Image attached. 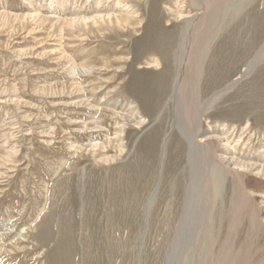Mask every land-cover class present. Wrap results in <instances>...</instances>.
Returning a JSON list of instances; mask_svg holds the SVG:
<instances>
[{
    "label": "rangeland",
    "instance_id": "1",
    "mask_svg": "<svg viewBox=\"0 0 264 264\" xmlns=\"http://www.w3.org/2000/svg\"><path fill=\"white\" fill-rule=\"evenodd\" d=\"M205 1L0 0V264H179L183 260L188 245L174 233L183 210L185 186L190 182V164L186 159L188 143L182 139L175 99L170 92L182 53V32L186 31L183 20L204 15ZM219 1L225 2L226 10L212 37L214 42L211 40L204 50L203 68L200 65L196 83L197 103L203 110L199 118L201 132L215 136L226 132L229 144L215 140L217 152L228 149L233 155L239 153L243 158H258L264 163V120L260 118L264 116V0ZM71 10H79L86 17L109 11L110 15L124 16L129 24L100 23V31L95 32L91 22L89 31L78 27L66 30L61 28V22H53L54 16ZM33 12L38 16H32ZM42 16H49L46 24L40 22ZM215 62L217 66L213 65ZM206 73L214 74L209 78ZM55 86H64V92H69L71 86L81 89L74 94L51 96L42 90ZM108 92L112 94L109 96ZM131 105L137 107L134 115L142 121L139 124L124 117ZM255 110H260L261 115ZM84 120L91 125L84 127ZM96 122L99 123L95 125ZM106 134L114 142L106 144ZM96 140L102 144L93 150L90 144ZM179 176L181 180H177ZM263 182L264 176L258 174L245 179L253 194L249 205L254 213V229L246 238L249 218L241 208L234 243L227 247L229 264H264ZM223 185L222 201L216 202L215 213L217 207L224 210L228 207L225 203L229 204L232 188L228 178ZM158 193L161 199H157ZM223 210L214 213L215 219ZM224 219L223 216L224 225L220 228L216 230L214 226V236L218 232L215 238L219 240L211 250L213 262L226 233ZM158 235L160 241L155 239ZM249 238L253 240L250 242Z\"/></svg>",
    "mask_w": 264,
    "mask_h": 264
},
{
    "label": "bare ground",
    "instance_id": "2",
    "mask_svg": "<svg viewBox=\"0 0 264 264\" xmlns=\"http://www.w3.org/2000/svg\"><path fill=\"white\" fill-rule=\"evenodd\" d=\"M64 1V0H62ZM181 1V0H180ZM56 2V0H55ZM215 3V4H214ZM119 4V1L117 2V5ZM203 6H205L203 9L205 12V14L203 15H195V16H191V17H187L186 19L183 20V25H184V28H185V33L182 32V37H181V44H179L182 48V53L179 57V65H178V71L175 72L176 73V77L173 78L174 81H173V86H172V92L171 93V96L175 99V105H176V111H177V114H178V119L176 118V120L180 122V131L181 133H183V136L184 138L182 139H185L186 142L188 143L187 145V148L188 150L186 151L187 152V161H189V164H190V173L188 175H190V182L187 183V186H185V194H184V200H183V207H181V203L179 204V206L181 208H183L182 210V213H181V216L179 218V222L177 224V227L175 226L177 229H176V234L177 238L180 239L182 242L185 240L188 245L187 247V252L186 254H182L181 257L184 255L183 257V260H181L182 264H229L228 263V253L227 251H229V248H227L228 246H231L234 242H233V239L234 237L236 236L235 233H236V230H237V227H238V224H239V217H240V211L242 210L241 208L244 207V213L246 212L247 214V218H249V227H248V232L246 233V238L247 237H251V232L253 231L254 229V225L252 223V219H253V216H254V213H253V209L251 208V205L250 202H251V198H252V193L249 192L247 188H249L250 186L247 185L245 183V179L246 178H250L251 176H253V174H258L260 176H264V163L261 162L260 159H255V160H252V158H243L242 155H238L239 153L237 154H232V152H230L228 149L227 150H221L220 152H217L216 150V146H215V140L218 141V142H223V144H229V141H228V138L226 137V132L225 133H220V134H216V136L214 134H209V133H202L201 132V121H200V115H201V112L203 111L202 108L200 107V105H198L197 103V99H196V83H197V78L199 77V67H201V61H202V57L204 55V50L206 49L207 45L210 44L211 40H212V37L214 36L215 32H216V27H217V24L219 22V19H221V17L223 16V12L226 10L224 9L226 7V4L225 2L223 1H217V0H206L205 3L203 2ZM215 5V6H214ZM232 5V4H231ZM198 6V4H197ZM214 6V7H213ZM117 8V7H116ZM199 8V7H198ZM206 9V10H205ZM122 10V9H121ZM197 11V10H196ZM107 12V11H106ZM105 12V13H106ZM109 12V11H108ZM107 12V13H108ZM208 12V13H207ZM103 13V12H102ZM104 13V15L101 14V12L98 11V14L96 16H91V17H86V15H84L83 13H81V11L79 10H71L69 12H65V11H62L61 12V16L59 17H56L54 16V21L55 23H60L61 25V28L63 29H68V28H83L85 30H88L89 31V27H88V23L91 22L92 23V28L95 32H99L100 31V23L102 24H112V21H114L115 25L116 26H119V24L121 25L123 23V25L125 24V22H128L127 18H125L124 16L122 15H110V13H108L107 15ZM129 13V12H128ZM131 13V12H130ZM129 13V14H130ZM190 13V12H189ZM32 16H38V14L36 12H33L31 13ZM1 15H2V12H1ZM124 15V14H123ZM181 15V14H180ZM131 16V15H129ZM179 16V15H178ZM177 16V17H178ZM23 17V16H21ZM49 16H42L40 18V22H44L46 24V20ZM185 17V16H184ZM215 17V18H214ZM27 18V17H26ZM50 19V18H49ZM214 19V20H213ZM34 20V19H33ZM26 22V21H25ZM39 22V21H38ZM203 22L202 24V27H201V23ZM23 23V22H22ZM52 23V22H51ZM126 23V24H127ZM230 24V23H229ZM39 25V23H38ZM57 26V25H56ZM114 26V27H116ZM127 27V26H126ZM227 27V26H226ZM225 27V28H226ZM53 28V27H52ZM182 29V28H181ZM219 29V27H218ZM181 34V33H179ZM101 36V35H100ZM217 36V35H215ZM53 37V35H52ZM150 37V36H149ZM179 38V37H178ZM216 38V37H215ZM149 39V38H148ZM180 39V38H179ZM252 40V39H250ZM255 40V39H254ZM143 41V40H142ZM159 41V40H158ZM177 41V39H176ZM213 41V40H212ZM239 41V40H238ZM214 42V41H213ZM88 43V42H87ZM178 43V42H177ZM249 44V42H247ZM251 43V42H250ZM81 44V43H80ZM85 44V43H84ZM101 43L99 42L98 45H100ZM103 44V43H102ZM102 44L100 46H102ZM252 44V43H251ZM96 44V46H98ZM105 45V43H104ZM238 45H239V42H238ZM241 45V44H240ZM253 45V44H252ZM86 46V45H85ZM244 46V45H243ZM243 46H242V50H243ZM246 46V45H245ZM94 47V46H93ZM178 47V46H177ZM214 47V46H213ZM249 47H251L249 45ZM87 48V47H86ZM85 48V49H86ZM91 48V47H90ZM101 48V47H100ZM104 48V46H103ZM237 48V47H236ZM246 48V47H245ZM95 49V48H94ZM250 49V48H249ZM84 50V49H83ZM87 50V49H86ZM99 50V49H98ZM241 50V51H242ZM95 51V50H94ZM233 51H235V49H233ZM240 51V52H241ZM242 52H245V51H242ZM89 53H92V52H89ZM98 53V52H97ZM211 53V52H210ZM10 54V53H9ZM87 54V53H86ZM93 54V53H92ZM105 53H103V56ZM101 55V54H100ZM129 55V54H128ZM214 55V54H213ZM90 56V54H89ZM98 56V55H97ZM179 56V55H178ZM209 56V55H208ZM210 57V56H209ZM94 58V57H93ZM101 58V57H100ZM177 58V57H176ZM207 58V57H206ZM213 58V57H212ZM105 59V58H103ZM107 59V58H106ZM171 59V58H170ZM173 59V57H172ZM211 59V57H210ZM96 60V59H95ZM120 60V59H118ZM177 59H175V62H176ZM98 61V60H97ZM90 62V61H89ZM103 62V61H102ZM153 62V61H152ZM161 62V61H160ZM171 62V61H170ZM173 62V64L175 63ZM206 62V61H205ZM211 62H214V61H211ZM81 63V62H80ZM101 63V61H100ZM207 63V62H206ZM82 64V63H81ZM85 64V63H84ZM95 64V63H94ZM148 64V63H147ZM154 64L157 66L158 65V61H154ZM161 64V63H160ZM208 64V63H207ZM212 64V63H210ZM216 65V62L213 63V65ZM83 65V64H82ZM96 65V64H95ZM105 65V64H104ZM108 65V64H107ZM176 66V63L174 64ZM201 65V66H200ZM81 66V65H80ZM86 66V65H84ZM83 66V67H84ZM88 66V65H87ZM91 66V64H90ZM102 66V65H101ZM210 66V65H208ZM207 66V67H208ZM212 66V65H211ZM217 66V65H216ZM96 67V66H94ZM106 67V66H105ZM172 67V66H171ZM206 67V66H205ZM102 68V67H101ZM203 68V66H202ZM212 68V67H211ZM92 69V68H91ZM174 69V66L173 68ZM205 69L207 68H204V72ZM210 69V68H209ZM167 70V69H166ZM175 70V69H174ZM173 70H171V73H172ZM145 72V71H144ZM209 72V71H208ZM174 73V72H173ZM172 73V74H173ZM217 73V71H216ZM115 74V73H114ZM169 74V73H167ZM171 74V75H172ZM207 74V73H206ZM214 73H209V75H212ZM225 74V73H224ZM170 75V74H169ZM170 75V76H171ZM208 75V74H207ZM208 75V77H209ZM216 75V74H215ZM218 76H220L219 74H217ZM223 75V74H222ZM164 76V75H163ZM201 76V75H200ZM202 76H205V74H202ZM227 76V75H226ZM168 77V76H167ZM207 77V78H208ZM217 77V76H215ZM214 77V78H215ZM55 78V77H54ZM132 78V77H131ZM137 77H135L136 79ZM210 78V77H209ZM213 78V77H212ZM81 79V78H80ZM134 79V78H132ZM168 81L170 80L169 78H167ZM203 79V78H202ZM206 79V78H205ZM161 80V78H160ZM220 80V79H219ZM223 80V79H222ZM92 81V80H91ZM95 81V80H94ZM209 81V80H208ZM128 82V81H127ZM131 82V80H130ZM135 82V80H134ZM139 82V81H138ZM164 82V81H163ZM171 82V81H170ZM215 82V80H214ZM213 82V83H214ZM140 83V82H139ZM138 83V84H139ZM172 83V82H171ZM220 83V82H219ZM56 84V83H55ZM54 84V85H55ZM84 84V83H83ZM147 84V82H146ZM163 84V83H162ZM170 84V83H169ZM208 84V83H207ZM210 84V83H209ZM208 84V85H209ZM217 85H219L218 83H216ZM121 85V84H120ZM155 85V84H153ZM202 85V84H201ZM204 85V84H203ZM208 85H205V87ZM216 85V86H217ZM45 86V85H44ZM53 86V85H52ZM70 86V85H69ZM74 86V85H73ZM71 86L70 87V91L69 92H64L65 91V87L64 86H55V87H51V88H43L42 90L44 91V93H47L48 96L50 95H59V94H69V93H77L80 91V89L76 88V87H73ZM97 86V85H96ZM142 86V85H140ZM159 86V85H158ZM156 86V87H158ZM169 86V85H168ZM211 86V85H209ZM34 87V86H33ZM37 87V86H36ZM35 87V88H36ZM61 87V88H60ZM149 87V86H148ZM161 86H159L158 88L160 89ZM171 87V86H170ZM204 87V88H205ZM206 87V88H207ZM60 88V89H58ZM94 88V87H93ZM143 88V87H141ZM158 88H156V90H158ZM91 89V88H90ZM149 89V88H148ZM151 89V87H150ZM168 89V88H166ZM171 89V88H170ZM169 89V90H170ZM212 89V88H211ZM33 90H35L33 88ZM40 91V88L37 89ZM93 90V89H92ZM95 90V89H94ZM115 90V89H114ZM117 90V89H116ZM141 90V89H140ZM146 90V89H144ZM155 90V89H153ZM168 90V91H169ZM207 90V89H206ZM38 91V92H39ZM67 91V90H66ZM102 91V90H101ZM107 91V90H106ZM119 91V90H118ZM143 91V90H142ZM167 91V90H166ZM203 91V89H202ZM209 91V90H208ZM214 91V90H213ZM250 91V90H249ZM36 92V90L34 91ZM115 92V91H114ZM157 92V91H156ZM159 92V91H158ZM210 92V91H209ZM208 92V93H209ZM248 92V91H247ZM246 92V93H247ZM254 92V91H253ZM1 93V91H0ZM5 93V92H4ZM110 93L112 94V92H108L109 96H110ZM169 93V94H170ZM212 93V92H211ZM215 93H217L215 91ZM214 93V94H215ZM252 93V92H251ZM256 93V92H255ZM2 94V93H1ZM106 94V93H105ZM149 94V93H148ZM159 94H161V92H159ZM157 94V96L159 95ZM257 94V93H256ZM255 94V95H256ZM104 95V94H103ZM119 95V94H118ZM142 95V94H141ZM144 95V94H143ZM147 95V94H146ZM200 95V94H198ZM202 95V94H201ZM200 95V96H201ZM248 95V94H247ZM252 95L254 96V93H252ZM258 95V94H257ZM112 96V95H111ZM150 96V95H149ZM147 95V97H149ZM156 96V98H157ZM208 96V95H206ZM214 96V95H213ZM104 97V96H103ZM106 97V96H105ZM115 97V95H114ZM120 97V96H119ZM171 97V99H172ZM209 97V96H208ZM211 97V96H210ZM218 97V96H217ZM249 97V96H248ZM257 96H255V99H256ZM262 97V96H261ZM260 97V98H261ZM109 98V97H107ZM111 98V97H110ZM137 98V97H136ZM161 98L158 96V99ZM245 98V97H244ZM259 98V97H258ZM144 99V98H143ZM151 99V98H150ZM173 99V100H174ZM200 99V98H199ZM262 99V98H261ZM83 101H85V99H82ZM94 100V99H93ZM152 100V99H151ZM150 100V101H151ZM157 100V99H156ZM204 100V99H203ZM264 100V98L262 99ZM104 101V100H102ZM111 101V100H110ZM109 101V102H110ZM114 101V100H113ZM116 101V100H115ZM114 101V102H115ZM119 101V100H118ZM125 101V100H124ZM132 101V100H131ZM129 101V102H131ZM159 103L160 100H157ZM257 101V100H256ZM106 102V100H105ZM123 102V101H122ZM128 102V103H129ZM153 102V101H152ZM200 102V101H199ZM204 102V101H203ZM201 102V103H203ZM212 102V101H211ZM261 102V101H260ZM104 103V102H103ZM107 103V102H106ZM112 103V102H111ZM117 103V101H116ZM138 103V102H137ZM206 103V102H205ZM243 103V102H242ZM255 103V101H254ZM257 103H259V101H257ZM49 104V103H48ZM90 104V103H89ZM113 104V103H112ZM121 104V103H120ZM119 104V105H120ZM124 104V103H123ZM204 104V103H203ZM249 104V103H248ZM105 105V104H104ZM103 105V106H104ZM135 105V104H133ZM230 105V104H229ZM250 105V104H249ZM261 105V104H260ZM102 105H98V107ZM108 106V105H107ZM114 106V105H112ZM129 106V105H128ZM132 106V105H131ZM145 106V105H144ZM125 107V106H124ZM130 107V106H129ZM140 107V106H139ZM238 107V106H236ZM100 108V107H99ZM108 108V107H107ZM128 108V107H127ZM137 107L136 106H132L131 107V111L124 114V117L127 119L128 118H133L135 120V122L137 124L141 123L142 121H138V119H136L135 115H134V111ZM209 108V107H208ZM255 108V107H254ZM110 109V108H109ZM114 109V107H113ZM120 109V108H119ZM210 109V108H209ZM237 109V108H236ZM253 109V108H252ZM259 109V108H257ZM261 109V108H260ZM137 110V109H136ZM238 110V109H237ZM126 111V110H125ZM257 112H261L260 110H255ZM100 112V111H99ZM262 112H264V110H262ZM123 113V112H122ZM257 113H255L254 115H256ZM123 115V114H122ZM247 115V114H246ZM252 115V114H251ZM261 115V113H260ZM259 116V115H258ZM263 115H261V119L262 121L264 120ZM110 117V116H109ZM258 117V118H259ZM81 118V117H80ZM87 118V117H86ZM92 118V117H91ZM95 118V117H94ZM203 118V117H202ZM242 118V117H241ZM240 118V119H241ZM252 118H255L254 116H252ZM257 118V117H256ZM259 118V120H260ZM113 119V118H112ZM141 119V118H140ZM243 119V118H242ZM93 120V119H92ZM118 119L116 118L115 121H117ZM123 120V119H122ZM142 120V119H141ZM202 120V119H201ZM239 120V117L238 119ZM254 120V119H253ZM80 121V120H79ZM82 121V120H81ZM85 121V120H84ZM94 121V120H93ZM130 121V119H129ZM75 122V121H73ZM95 122V121H94ZM110 122V121H109ZM264 122V121H263ZM97 123L99 122H96L95 125H97ZM123 123V122H122ZM121 123V124H122ZM135 123V125H136ZM261 123V121H260ZM84 124V127H89V124L90 123H87L86 121L83 122ZM93 124V123H92ZM255 124V123H254ZM91 125V124H90ZM113 125V124H112ZM117 125V124H116ZM50 126V125H49ZM82 126V125H81ZM109 126V125H108ZM121 126V125H120ZM254 126V125H253ZM256 126V125H255ZM79 127V126H77ZM83 127V128H84ZM258 127V125H257ZM262 127V126H261ZM97 128V126H96ZM100 128V127H99ZM214 128V127H213ZM80 129V128H79ZM177 129V128H176ZM212 129V128H211ZM217 129V128H216ZM256 129V128H255ZM264 129V127H263ZM49 130V129H48ZM46 130V131H48ZM82 130V129H80ZM84 130V129H83ZM117 130V129H116ZM121 130V129H120ZM215 130V128L213 129ZM212 130V131H213ZM242 130H244L242 128ZM124 131V130H123ZM64 132V131H63ZM62 132V133H63ZM87 132V131H86ZM61 133V134H62ZM65 133V132H64ZM97 133V132H96ZM116 133V132H114ZM180 133V132H179ZM231 133V132H230ZM247 133V132H246ZM252 133V132H251ZM67 134V133H66ZM47 135V134H45ZM114 135V134H113ZM119 135V134H118ZM250 135V134H249ZM100 136V135H99ZM215 136V137H214ZM232 136V134H231ZM230 136V137H231ZM247 136V135H246ZM106 137H107V134H106ZM112 137V136H111ZM181 137V136H180ZM249 137V136H248ZM247 137V138H248ZM114 138V137H113ZM173 138L175 139V137L173 136ZM173 138H170V140ZM215 138V139H213ZM241 138V137H240ZM253 138V137H252ZM259 138V137H258ZM123 139V138H122ZM181 139V138H180ZM251 139V138H249ZM260 140L262 139L261 137L259 138ZM258 139V140H259ZM90 140V138H89ZM105 143H111L114 142L112 141L110 138H106L105 139ZM171 140V141H172ZM178 140V139H177ZM174 141V142H178V141ZM213 140V141H212ZM257 140V139H256ZM257 140V142H258ZM47 141V140H46ZM91 141V140H90ZM182 141V140H181ZM170 142V141H169ZM174 142L172 144V146L174 145ZM184 142V141H183ZM238 142V141H237ZM236 142V143H237ZM248 141H246L247 143ZM251 142V141H250ZM262 142V141H261ZM67 143V142H65ZM100 143L102 144V141L101 142H98L97 140L95 142H92L90 144V147H92V149L94 150L95 148H97ZM104 143V142H103ZM185 143V142H184ZM217 143V142H216ZM46 144V143H45ZM72 143H70L71 145ZM115 144V143H114ZM183 144V143H182ZM47 145V144H46ZM105 145V144H103ZM170 145V144H169ZM186 145V144H184ZM72 146H74L72 144ZM107 146V145H105ZM111 146V145H109ZM113 146V145H112ZM117 145H115L116 147ZM182 146V145H180ZM223 146V145H222ZM252 146V145H250ZM260 146V145H259ZM71 147V146H70ZM76 147V146H75ZM78 147V145H77ZM87 147V146H86ZM85 147V148H86ZM69 148V147H67ZM80 149V147H78ZM117 148V147H116ZM120 148V147H119ZM184 148H186L184 146ZM247 148V147H246ZM257 148V147H256ZM89 149V148H88ZM113 149V147H112ZM123 149V148H122ZM121 149V151H122ZM219 149V148H218ZM120 151V149H117ZM160 150V149H158ZM184 150V149H183ZM258 150V149H257ZM263 150V149H262ZM116 151V149H115ZM171 151V150H170ZM236 151V150H235ZM261 151V150H260ZM260 151H258L260 153ZM264 151V150H263ZM262 151V152H263ZM92 152V151H91ZM99 152V151H98ZM159 152V151H158ZM157 152V153H158ZM234 152V151H233ZM243 152V151H241ZM254 152V151H253ZM257 152V151H256ZM14 153V152H13ZM117 153V152H116ZM115 153V154H116ZM172 153V152H171ZM181 153V152H180ZM235 153V152H234ZM242 154V153H241ZM244 154V153H243ZM258 154V153H256ZM255 154V156H256ZM93 155V154H92ZM250 155V153H249ZM254 155V154H253ZM114 156V155H113ZM117 156V155H116ZM176 156V154H175ZM101 157V155H100ZM168 157V156H167ZM245 157V156H244ZM254 157V156H253ZM258 157V156H257ZM175 158V157H174ZM96 159V158H95ZM112 159V158H111ZM110 159V161H111ZM185 159V160H186ZM103 160V159H102ZM169 160V159H168ZM167 160V161H168ZM173 161V159L171 160V162ZM7 162V161H6ZM98 162V161H97ZM104 163V162H103ZM167 163V162H166ZM165 163V164H166ZM106 164V163H105ZM178 164V162H177ZM155 166V165H154ZM153 166V167H154ZM165 167V166H164ZM175 167V166H174ZM177 167V165H176ZM181 167V166H180ZM189 168V167H188ZM157 169V168H155ZM178 170V169H177ZM189 170V169H187ZM144 171V170H143ZM176 171V170H175ZM159 172V171H158ZM179 172V171H178ZM175 173V172H174ZM183 172H181L182 174ZM151 174H153V172H151ZM162 174V173H161ZM178 174V173H177ZM141 175V174H140ZM148 175V174H147ZM146 175V176H147ZM150 175V174H149ZM154 175V174H153ZM156 175V174H155ZM154 175V176H155ZM166 175H167V172H166ZM180 175V174H178ZM151 176V175H150ZM153 176V177H154ZM170 176V174H169ZM177 176V175H176ZM184 176V175H182ZM141 177V176H140ZM152 177V176H151ZM156 177V176H155ZM161 177V176H160ZM159 177V178H160ZM165 177V176H164ZM173 177V176H172ZM178 177V176H177ZM176 177V178H177ZM181 176H179V179L177 180H181L180 179ZM258 177V176H257ZM166 178H171V177H166ZM226 178L229 179L230 183H231V187L232 190H231V196L229 198V204H226L225 205H228V207L226 209H221V211L223 210L224 213H221V216L218 215L216 216V219H215V215H214V211H215V204H217L216 202L220 199V195L223 191V184L226 180ZM253 178V177H252ZM255 178V177H254ZM261 178V177H260ZM146 179V178H145ZM152 179H155V178H152ZM151 179V180H152ZM144 180V179H143ZM175 179H173L172 182L176 183V181H174ZM184 180V179H183ZM253 180V179H252ZM256 180V178H255ZM128 181V180H127ZM149 180H147V183H148ZM163 181V179H162ZM166 181V179H165ZM186 181V180H185ZM261 181V180H260ZM151 182V181H150ZM257 182V180H256ZM146 183V182H145ZM165 183V182H164ZM167 183V181H166ZM183 183V182H181ZM259 183V182H258ZM264 183V182H263ZM104 185V184H103ZM117 186V184H115ZM160 185V183H159ZM158 185V187H159ZM163 185V184H162ZM175 185H178V183H176ZM259 185V184H258ZM262 185V184H261ZM105 186V185H104ZM142 186V185H141ZM151 186V184L149 185ZM164 186V185H163ZM169 186V185H168ZM226 186V184H225ZM147 187V186H146ZM170 187V186H169ZM184 187V185H183ZM182 187V188H183ZM104 188V187H103ZM125 188V186H124ZM141 188H144L143 186ZM168 188V187H167ZM172 188V187H171ZM170 188V190H171ZM177 188V187H176ZM179 188V187H178ZM106 189V188H104ZM160 189L162 190V187H160ZM174 189V188H173ZM181 188L178 189V193L180 192ZM184 189V188H183ZM251 189V188H250ZM135 190V189H133ZM165 190V189H164ZM117 191V190H116ZM115 191V193L117 194V192ZM141 191V189H140ZM139 191V192H140ZM147 191V189H146ZM145 191V192H146ZM168 191V190H166ZM177 191V190H176ZM229 191V189H228ZM257 191V190H256ZM120 192V191H119ZM132 193H134L133 191H131ZM138 192V193H139ZM143 192V191H142ZM149 192V191H148ZM172 192V191H170ZM226 192V191H225ZM99 193V192H98ZM136 193V194H138ZM160 193V192H159ZM159 193H158V196H159ZM229 193V194H230ZM255 193V192H254ZM258 193V192H257ZM128 194H129V188H128ZM144 194V193H143ZM147 194V193H145ZM174 194V192H173ZM252 194V195H251ZM262 194V193H261ZM99 195V194H98ZM149 195V194H148ZM166 195H168V193H166ZM176 195V194H175ZM182 195V194H181ZM180 195V196H181ZM255 195V194H254ZM102 196V195H101ZM122 196V195H121ZM134 196V194H133ZM138 196V195H137ZM144 196V195H143ZM155 196V195H154ZM157 196V195H156ZM169 196V195H168ZM167 196V197H168ZM173 196V195H172ZM178 196V198L180 199L181 197ZM222 196V195H221ZM227 196V194H226ZM262 196V195H261ZM116 197V196H115ZM161 196L157 197L160 198ZM170 197V196H169ZM254 197V196H253ZM114 198V197H113ZM123 198V197H122ZM136 198V197H135ZM144 198V197H142ZM146 198H149V197H146ZM163 198H164V195H163ZM228 198V196H227ZM117 199V198H116ZM134 199V198H132ZM139 199V197H138ZM156 199V200H157ZM161 199V198H160ZM159 199V200H160ZM165 201H166V198H164ZM177 199V198H176ZM176 199L174 198V200L176 201ZM182 199V198H181ZM112 200V198H111ZM122 200L121 199V203H122ZM135 200V199H134ZM143 200V199H141ZM147 200V199H146ZM152 200V199H151ZM150 200V201H151ZM155 200V199H153ZM173 200V202H174ZM113 201V200H112ZM116 201V200H115ZM126 201V199H125ZM132 201V200H130ZM168 201V200H167ZM181 200H179L180 202ZM220 201H222L220 199ZM111 202V201H110ZM134 202V201H132ZM136 203H138L137 201H135ZM143 202V201H142ZM148 202V201H147ZM155 202V201H154ZM157 202V201H156ZM155 202V203H156ZM162 202V201H160ZM178 202V200H177ZM224 202V201H223ZM30 203V202H29ZM105 203V202H104ZM103 203V204H104ZM117 203V202H115ZM146 203V202H145ZM165 203V202H164ZM168 202H166L165 204L167 205ZM257 203V202H256ZM113 204V203H112ZM132 204V203H130ZM142 204V203H141ZM157 204V203H156ZM155 204V205H156ZM159 204V203H158ZM169 204V203H168ZM171 204V203H170ZM220 204V202H219ZM154 205V204H152ZM176 205V203L174 204ZM218 205V204H217ZM221 205V204H220ZM122 206V205H121ZM131 206V205H130ZM135 206V205H134ZM134 206H132L134 208ZM158 206V205H157ZM150 207V206H149ZM161 207V205H160ZM159 207V208H160ZM173 208H177L176 206L174 207L172 205ZM172 207L170 208L172 210ZM246 207V208H245ZM253 207V206H252ZM137 208V207H136ZM141 208V207H140ZM158 208V209H159ZM135 209V208H134ZM133 209V210H134ZM149 209V208H148ZM155 209L153 206H152V210ZM161 209V208H160ZM174 209V211H172V216H173V212H175L176 210ZM179 209V208H178ZM220 209H218L217 207V210H216V213L220 211ZM131 210V208H130ZM151 210V211H152ZM164 210V209H163ZM169 210V209H168ZM148 211V210H146ZM150 211V212H151ZM154 211V210H153ZM166 211V210H165ZM170 211V210H169ZM180 211V210H179ZM220 211V212H221ZM134 212V211H132ZM137 212V210H136ZM141 212H143L141 210ZM162 212V211H161ZM171 212V211H170ZM163 213V212H162ZM177 213V212H176ZM179 213V214H180ZM215 213V214H216ZM243 213V215H244ZM138 214V212H137ZM140 214V213H139ZM144 214V212L142 213ZM150 214V213H149ZM154 214V213H153ZM161 214V213H160ZM218 214V213H217ZM220 214V213H219ZM222 214L223 216L225 217V219H227V222H226V233L225 235L223 236V240H222V243L221 244V251L218 253V257H217V260L216 262H213L212 261V248L213 245L218 242V240L215 238V236L219 235V233L217 232V234L214 236V231L215 229L217 230V228H220L221 225L224 223V221H222ZM131 215V213H130ZM132 215H134L132 213ZM146 215V214H145ZM175 215H178V214H174ZM163 216V215H162ZM242 216V215H241ZM259 216V215H258ZM258 216H257V219H258ZM143 217H145L143 215ZM177 217V216H175ZM173 217V218H175ZM245 217V216H244ZM135 218H136V214H135ZM146 218V217H145ZM162 218V217H161ZM160 218V219H161ZM171 218V217H170ZM134 219V218H133ZM132 219V220H133ZM143 219V218H142ZM150 219H152L150 217ZM154 219V218H153ZM157 219V218H156ZM224 219V220H225ZM148 220V219H146ZM146 220L144 222H146ZM155 220V219H154ZM162 220V219H161ZM150 221V220H149ZM159 221V220H158ZM258 221V220H257ZM133 222V221H132ZM152 222V221H151ZM156 222V221H155ZM162 222V221H161ZM171 222V221H170ZM174 222V220H173ZM176 222V221H175ZM223 222V223H222ZM245 222V221H244ZM153 223V222H152ZM160 223V222H159ZM246 223V222H245ZM258 223V222H257ZM16 224V223H15ZM148 224V223H147ZM166 224V223H165ZM130 225V224H128ZM224 225V224H223ZM240 225V224H239ZM14 226V225H13ZM146 226V224H145ZM154 226V225H153ZM152 226V228H153ZM159 226V225H158ZM162 226V225H161ZM214 226L215 229H214ZM148 227V226H147ZM151 227V226H150ZM160 227V226H159ZM166 227V226H165ZM164 227V228H165ZM224 227V226H223ZM244 227V225H243ZM150 228L149 231L152 229ZM7 229V228H6ZM5 229V230H6ZM23 229V228H22ZM129 229V228H128ZM163 229V228H162ZM172 229V228H171ZM224 229V228H223ZM222 229V230H223ZM159 231L160 228L158 229ZM8 231V230H7ZM22 231V230H21ZM130 231V229H129ZM153 231V230H152ZM165 231V230H164ZM168 231V230H167ZM166 231V232H167ZM221 231V230H220ZM28 232V231H27ZM151 232V231H150ZM158 232V231H157ZM223 232V231H221ZM26 233V232H25ZM110 233V232H109ZM216 233V231H215ZM1 234V233H0ZM6 234V232H5ZM111 234V233H110ZM161 234V232H160ZM165 234V233H164ZM170 234V233H169ZM222 234V233H221ZM255 234V233H254ZM2 235V234H1ZM31 235V234H30ZM33 235V234H32ZM151 234H148V236H150ZM156 235V234H155ZM173 235V234H172ZM14 236V235H13ZM16 236V235H15ZM27 236V235H26ZM111 236V235H109ZM165 236V235H164ZM255 236V235H254ZM156 237V236H155ZM158 237H160V235L157 236V239L158 241H160V239H158ZM220 237V236H219ZM22 238V237H21ZM166 238V236H165ZM237 238V237H236ZM257 238V236H256ZM144 239V238H142ZM149 239V237H148ZM173 239V238H172ZM244 239V237H243ZM250 239V238H249ZM252 239V238H251ZM251 239H250V242H251ZM248 240V239H247ZM253 240V239H252ZM255 240V239H254ZM164 241V240H163ZM169 241V240H168ZM13 242H14V239H13ZM16 242V241H15ZM165 242V241H164ZM233 242V243H231ZM242 242V241H241ZM19 243V242H18ZM179 243V242H178ZM169 244V243H168ZM181 244V243H180ZM231 244V245H230ZM18 245V244H17ZM16 245V246H17ZM171 245V244H170ZM11 246V245H10ZM13 246V245H12ZM11 246V247H12ZM15 246V245H14ZM181 246V245H180ZM217 246V245H216ZM1 247V246H0ZM3 247V246H2ZM183 248V247H182ZM172 249V248H171ZM179 250V248H177ZM184 249V248H183ZM218 249V248H217ZM2 250V249H1ZM169 250V249H168ZM11 251V250H10ZM168 252V251H167ZM173 252V251H172ZM177 252V250L175 251ZM184 252V251H182ZM181 252V253H182ZM214 252V251H213ZM216 252V250H215ZM180 253V252H179ZM241 253V252H239ZM171 254V253H170ZM214 255V254H213ZM250 256V255H248ZM247 256V257H248ZM264 256V255H263ZM171 258V257H170ZM168 259V258H167ZM214 259V257H213ZM237 259V258H236ZM170 260V259H169ZM168 261V260H167ZM91 262V260H90ZM176 262V261H175ZM180 262V263H181ZM230 262V261H229ZM167 263V262H166ZM171 263V262H169ZM179 263V264H180ZM237 263V262H236ZM94 264V262H93ZM96 264V263H95Z\"/></svg>",
    "mask_w": 264,
    "mask_h": 264
}]
</instances>
